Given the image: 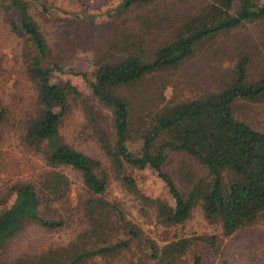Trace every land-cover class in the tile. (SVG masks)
<instances>
[{
    "label": "trees",
    "instance_id": "16d2710c",
    "mask_svg": "<svg viewBox=\"0 0 264 264\" xmlns=\"http://www.w3.org/2000/svg\"><path fill=\"white\" fill-rule=\"evenodd\" d=\"M157 1L120 0L108 13L117 16L134 4ZM185 1L168 0L164 7L153 9L142 18L147 27L160 23L168 27L171 37L167 42L149 50L139 30H124L122 41L117 44L119 50L93 59V69L88 72L74 71L59 62L46 63L50 48L31 7L49 9L50 4L44 0H0L11 31L29 48L26 72L37 89V105L26 119L22 137L30 148L42 151L52 167L39 186L30 181L15 183L0 201V264H80L86 258L127 248L131 239L146 243L147 257L157 264H178L189 255L192 264H200L201 244L209 245L215 253L219 251L217 234H191L159 243L143 235L122 211L116 216L109 209L116 205L100 197L109 181L101 161L63 140L60 134L65 115L75 104L81 105L96 141L118 172L147 167L164 181L172 203L161 196L144 197L156 208L157 219L164 225L183 223L191 210L200 205L205 217L220 221L222 233L228 236L253 223L264 212V129L235 115L234 108L239 100L253 101L264 96V72L257 77L249 74L253 58L249 49L236 48L231 79L221 88L165 106L147 121L135 117L139 105L133 93L125 94L122 89L156 69L177 66L195 53L198 44L211 37L264 19V0ZM56 73L81 75L88 91L85 93L70 78L53 79ZM93 99L110 110V132L99 122L100 111ZM5 117V107L0 106V124ZM171 153L190 156L205 172L191 185L178 186L165 168L172 160ZM58 166H70L80 173L90 193L85 201L90 228L66 245L7 258L6 243L28 224L47 229L65 225L57 209H53L55 216L43 212L51 203L66 200L71 190L69 176ZM123 178L135 185L131 176ZM12 194L13 199L7 201ZM126 227L129 238L86 246L96 235L109 237Z\"/></svg>",
    "mask_w": 264,
    "mask_h": 264
},
{
    "label": "rangeland",
    "instance_id": "374dc122",
    "mask_svg": "<svg viewBox=\"0 0 264 264\" xmlns=\"http://www.w3.org/2000/svg\"><path fill=\"white\" fill-rule=\"evenodd\" d=\"M44 1L50 4L49 9H42L40 6H32L31 9L50 48V56L46 59L48 64L59 62L74 71L90 72L93 69V59L119 50L117 44L122 41L124 30H139L145 47L149 50L164 44L171 37L169 28L162 23L147 27L142 20L146 13L164 7L168 0H158L153 4H134L117 16H109L108 11L120 0ZM237 47L249 49L253 54L249 66L250 76L262 74L264 19L246 22L241 27L211 37L198 44L195 53L177 66L156 69L131 87H122L125 94L129 91L133 93L135 103L139 105L135 117L147 121L152 113L165 106L221 88L231 79L237 59ZM28 51L29 48L11 31L4 19V11L0 8V106L6 110V117L0 124V201L8 195L10 186L15 183L30 181L39 186L46 171L52 168L44 153L30 148L22 137L26 119L37 105L36 84L26 72L25 59ZM52 78H70L85 93L88 91L85 80L79 74L56 73ZM93 101L100 111L99 122L110 132V110L95 99ZM234 108L235 115L258 129H264V96L253 101L239 100ZM60 134L63 140L101 161L109 181L100 197L109 203H115L116 206L109 209L116 216L122 211L125 219L136 224L143 235L164 243L191 234H217L219 251L215 253L209 245L201 244L200 264H264V212L253 223L228 236L222 233L220 221H209L205 217L200 205L191 210L183 223L164 225L157 219L156 208L144 199L145 196H161L172 203L173 198L164 181L155 170L147 167L125 168L118 172L96 141L81 105H73L65 115ZM171 156L172 160L165 168L182 188L191 185L205 172L201 164L186 154L171 153ZM57 168L69 176L71 190L66 200L51 203V208L45 207L43 212L45 215L55 216L53 209H57L63 216L65 225L47 229L36 223L28 224L6 243L7 258L33 255L51 246L66 245L75 240L81 231L90 228L85 206L90 193L87 192L80 173L70 166ZM124 175L131 176L135 185L128 184ZM13 197L14 194L10 195L7 201ZM127 230L126 227L103 238L96 235L86 246H98L129 238ZM148 253L146 243L131 239L127 248L86 258L80 264H157L154 259L147 257ZM192 261L193 258L189 255L186 259L179 260L178 264H192Z\"/></svg>",
    "mask_w": 264,
    "mask_h": 264
}]
</instances>
